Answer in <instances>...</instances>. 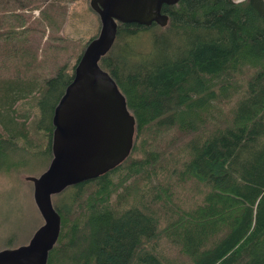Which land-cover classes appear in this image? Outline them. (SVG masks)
I'll list each match as a JSON object with an SVG mask.
<instances>
[{
	"label": "trees",
	"instance_id": "16d2710c",
	"mask_svg": "<svg viewBox=\"0 0 264 264\" xmlns=\"http://www.w3.org/2000/svg\"><path fill=\"white\" fill-rule=\"evenodd\" d=\"M71 1L0 0L6 160L12 144L52 155L53 109L82 52L62 33ZM162 11L165 25L119 22L99 59L135 117L134 144L52 195L61 228L46 264H264V0ZM147 28L150 47L136 49ZM48 96L47 124L35 109Z\"/></svg>",
	"mask_w": 264,
	"mask_h": 264
},
{
	"label": "water",
	"instance_id": "95a60500",
	"mask_svg": "<svg viewBox=\"0 0 264 264\" xmlns=\"http://www.w3.org/2000/svg\"><path fill=\"white\" fill-rule=\"evenodd\" d=\"M178 0H90L100 28L83 48L71 80L52 113V157L33 183V198L43 222L27 242L0 249V264H46L60 233L61 216L52 195L97 177L123 161L134 144L135 117L125 95L99 59L114 43L118 23L165 25L163 4Z\"/></svg>",
	"mask_w": 264,
	"mask_h": 264
},
{
	"label": "rangeland",
	"instance_id": "374dc122",
	"mask_svg": "<svg viewBox=\"0 0 264 264\" xmlns=\"http://www.w3.org/2000/svg\"><path fill=\"white\" fill-rule=\"evenodd\" d=\"M38 12V9H33L30 18L33 19L32 17L38 15ZM99 28V15L91 7L90 0H73L69 3L62 33L71 39V44H75L78 51L83 50L89 39L98 33ZM151 31H153L151 28H147L146 31L138 33L139 38L134 40L136 49L144 50L150 47L148 34ZM46 34L42 41L47 40ZM69 61L73 62V57H70ZM33 93L36 94V91ZM53 99L52 96L42 98V104L36 105L35 109L41 112L42 106L44 107L47 124ZM24 110L34 117L30 106L25 107ZM36 136L39 137V134ZM51 156L45 148V143L44 149L39 148L31 152L21 151L17 144L11 145L6 160V170L0 172V249L27 242L34 230L43 222L33 198V183L26 176L38 175L47 167ZM117 174L118 172L113 175Z\"/></svg>",
	"mask_w": 264,
	"mask_h": 264
},
{
	"label": "flooded vegetation",
	"instance_id": "af4514ba",
	"mask_svg": "<svg viewBox=\"0 0 264 264\" xmlns=\"http://www.w3.org/2000/svg\"><path fill=\"white\" fill-rule=\"evenodd\" d=\"M39 119H40V117H39ZM42 130H43V128H40V130H39V132L41 133V134H39L40 137H42ZM45 134H47V133L45 132ZM51 134H52V130H51ZM2 146H4V148L2 149L3 150L2 152H4L7 155V151H6L7 147H5V146H7V143L0 144V147H2ZM39 148L42 149V145H40ZM5 170H6V158H5L4 154H2V155H0V172H5Z\"/></svg>",
	"mask_w": 264,
	"mask_h": 264
},
{
	"label": "built area",
	"instance_id": "2783aa9c",
	"mask_svg": "<svg viewBox=\"0 0 264 264\" xmlns=\"http://www.w3.org/2000/svg\"><path fill=\"white\" fill-rule=\"evenodd\" d=\"M37 13V12H36Z\"/></svg>",
	"mask_w": 264,
	"mask_h": 264
}]
</instances>
